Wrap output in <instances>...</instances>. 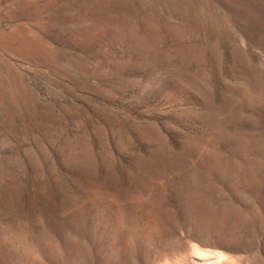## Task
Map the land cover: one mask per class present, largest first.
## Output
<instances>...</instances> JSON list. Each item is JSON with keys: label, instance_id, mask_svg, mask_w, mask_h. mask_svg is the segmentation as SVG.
Returning a JSON list of instances; mask_svg holds the SVG:
<instances>
[{"label": "rangeland", "instance_id": "374dc122", "mask_svg": "<svg viewBox=\"0 0 264 264\" xmlns=\"http://www.w3.org/2000/svg\"><path fill=\"white\" fill-rule=\"evenodd\" d=\"M0 264H264V0H0Z\"/></svg>", "mask_w": 264, "mask_h": 264}, {"label": "bare ground", "instance_id": "6f19581e", "mask_svg": "<svg viewBox=\"0 0 264 264\" xmlns=\"http://www.w3.org/2000/svg\"><path fill=\"white\" fill-rule=\"evenodd\" d=\"M26 44V43H25ZM169 156V155H168ZM176 159V158H175ZM182 159V158H181ZM166 161L162 158V157H155L152 158L150 160H148L147 162L145 161V163L143 164V169L144 170H150L151 168L155 169L154 167H160V166H164V164ZM171 162V161H170ZM83 166V165H82ZM112 180V179H111Z\"/></svg>", "mask_w": 264, "mask_h": 264}]
</instances>
